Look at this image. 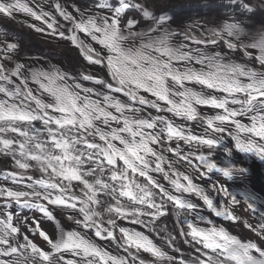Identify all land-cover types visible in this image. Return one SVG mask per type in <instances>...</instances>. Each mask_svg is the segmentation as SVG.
Returning a JSON list of instances; mask_svg holds the SVG:
<instances>
[{
  "label": "snow or ice",
  "instance_id": "snow-or-ice-1",
  "mask_svg": "<svg viewBox=\"0 0 264 264\" xmlns=\"http://www.w3.org/2000/svg\"><path fill=\"white\" fill-rule=\"evenodd\" d=\"M239 5L253 12L245 0ZM170 11L167 0H0V20L70 42L107 73L22 58L19 41L0 30V156L12 162L0 171V264H264V201L243 197L254 237L233 234L191 196L226 222L240 221L241 201L213 182L229 198L214 203L167 155L191 164L180 141L207 148L196 159L209 180L246 172L226 163V137L264 161V24L246 28L233 14L197 33ZM175 118L206 127L194 134ZM218 150L223 166L213 159ZM170 212L172 231L159 227Z\"/></svg>",
  "mask_w": 264,
  "mask_h": 264
},
{
  "label": "bare ground",
  "instance_id": "bare-ground-1",
  "mask_svg": "<svg viewBox=\"0 0 264 264\" xmlns=\"http://www.w3.org/2000/svg\"><path fill=\"white\" fill-rule=\"evenodd\" d=\"M183 1H195V0H167V3L170 7H174L175 5ZM157 3L159 4L160 2H157ZM77 4L85 6L90 3L84 0H81V1H78ZM174 9L176 10V12L178 11L177 7ZM153 11L155 15H159L158 11L156 10H153ZM17 19L18 20L27 19L29 20V22L36 23V21H32L30 17H26L22 13L17 14ZM144 23H148V22L145 21ZM6 26L18 28L20 31L24 32V34L26 35L27 43L32 44L33 46L42 48L41 55H37L33 53L35 57H49L53 64H56L57 66H60V67L69 68L73 70L74 72H78L81 66H83L84 69L92 68L95 72H99L102 75L106 73V70L101 69L100 66L98 65L97 66L88 65L87 61H85L84 58L80 55L79 50L76 49L74 46H72L70 42L65 41V42L58 43L57 41H54V40L42 38L41 34L35 33L33 30L28 29L26 26L19 24L16 21L10 20L8 22L5 20H0V29L6 30L5 29ZM23 47L26 50L27 45L24 41H23ZM96 47H99V46L97 45ZM88 83L89 82H85L86 85ZM188 86L194 87V85H188ZM216 113H217V109L205 112V114L207 115H215ZM195 131L198 132L197 129ZM8 161H11V159L6 158V162ZM138 230L140 229L138 228Z\"/></svg>",
  "mask_w": 264,
  "mask_h": 264
},
{
  "label": "rangeland",
  "instance_id": "rangeland-1",
  "mask_svg": "<svg viewBox=\"0 0 264 264\" xmlns=\"http://www.w3.org/2000/svg\"><path fill=\"white\" fill-rule=\"evenodd\" d=\"M192 158V163H194L196 166L199 165V161L196 159L195 156H191ZM188 162V161H187ZM191 163L192 167L193 164ZM239 165H243V161L237 162ZM199 169L201 171H206V169L203 168L202 165H199ZM214 178V180L211 181V184L213 182L218 184L223 185L225 188L228 189V191L235 195L240 201V205H238L235 209L237 215L240 216V221L239 222H226V221H221L219 220L218 217H215L214 213L211 212L210 215H208L209 218L213 219L214 221H217V223L221 222L225 224L228 229L236 233L237 235L241 237H248V238H253L254 234L250 233L245 227H244V221L248 220L251 221V217L248 213L247 210V205L243 202V196L237 192L236 189H241V191L247 195V196H254L257 198L258 201H264V190L257 185V183L252 179V177L246 178V177H241L239 175H234L232 180H228L227 178L223 177L221 174L216 173L215 176L213 173L211 174ZM207 184L208 181L206 182ZM212 190V188H211ZM213 192V197H215L214 203L220 204L222 202H226L228 197H224L222 194H218L214 191ZM253 192V193H251ZM251 193V194H250ZM222 219V218H221Z\"/></svg>",
  "mask_w": 264,
  "mask_h": 264
}]
</instances>
